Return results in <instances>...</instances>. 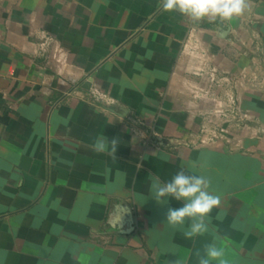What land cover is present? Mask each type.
Returning <instances> with one entry per match:
<instances>
[{"label": "crops", "instance_id": "0c3cea01", "mask_svg": "<svg viewBox=\"0 0 264 264\" xmlns=\"http://www.w3.org/2000/svg\"><path fill=\"white\" fill-rule=\"evenodd\" d=\"M248 3L193 22L160 0H0V264H199L213 243L264 264V0ZM182 167L221 197L191 239L166 219L184 202L150 193Z\"/></svg>", "mask_w": 264, "mask_h": 264}, {"label": "clouds", "instance_id": "9594fccd", "mask_svg": "<svg viewBox=\"0 0 264 264\" xmlns=\"http://www.w3.org/2000/svg\"><path fill=\"white\" fill-rule=\"evenodd\" d=\"M165 12H179L193 22L230 21L244 14L248 9V0H160ZM119 138L111 141L105 135L98 137L93 148L97 152L109 151L115 157ZM210 181L204 176L187 174L183 167L169 181L161 183L152 176L150 193L158 204H167L168 197L183 201L179 208H169L167 223L173 227L183 226L185 220L191 223L184 230L186 238L203 235L207 231L206 218L214 207L221 203V197L209 191ZM199 255V264H229L225 251L215 243L206 245L204 254Z\"/></svg>", "mask_w": 264, "mask_h": 264}, {"label": "built area", "instance_id": "2783aa9c", "mask_svg": "<svg viewBox=\"0 0 264 264\" xmlns=\"http://www.w3.org/2000/svg\"><path fill=\"white\" fill-rule=\"evenodd\" d=\"M207 115L209 116L208 122L212 125L210 126L211 131L213 129V133L215 134L214 137H216L217 133L221 138L227 137L225 134L228 132V128L225 124L228 123V121L234 120V109L232 108V110H230L229 104H223L221 101L217 100L216 106L208 111ZM207 130L209 131V133L207 132V138L210 140L213 139L208 135L211 134V131L209 129ZM223 134L224 136H222Z\"/></svg>", "mask_w": 264, "mask_h": 264}, {"label": "rangeland", "instance_id": "374dc122", "mask_svg": "<svg viewBox=\"0 0 264 264\" xmlns=\"http://www.w3.org/2000/svg\"><path fill=\"white\" fill-rule=\"evenodd\" d=\"M195 89H199L198 87H196Z\"/></svg>", "mask_w": 264, "mask_h": 264}]
</instances>
